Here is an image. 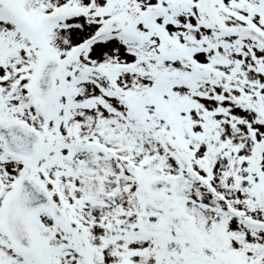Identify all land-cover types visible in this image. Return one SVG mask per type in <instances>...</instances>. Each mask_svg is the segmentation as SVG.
<instances>
[{
  "label": "snow or ice",
  "instance_id": "snow-or-ice-1",
  "mask_svg": "<svg viewBox=\"0 0 264 264\" xmlns=\"http://www.w3.org/2000/svg\"><path fill=\"white\" fill-rule=\"evenodd\" d=\"M0 264H264V0H0Z\"/></svg>",
  "mask_w": 264,
  "mask_h": 264
}]
</instances>
